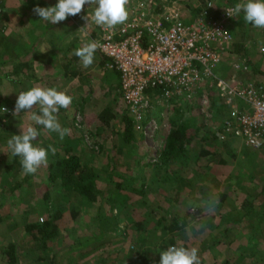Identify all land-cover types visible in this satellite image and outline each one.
<instances>
[{"label": "rangeland", "instance_id": "374dc122", "mask_svg": "<svg viewBox=\"0 0 264 264\" xmlns=\"http://www.w3.org/2000/svg\"><path fill=\"white\" fill-rule=\"evenodd\" d=\"M205 1L206 0H130V4L128 6L130 13L129 16L140 2H144L150 3L157 8L161 7L162 9L164 5H167V7H177L178 5L181 8L183 18L189 20L203 6ZM212 1L214 2L216 8L214 9L215 15L220 14L223 10L229 6H234L236 3L247 2V0ZM84 8H87L86 13H93L94 11V6L91 7L90 5H85ZM230 26L236 41L240 40V35L242 33L249 31L251 38L254 36L253 34L259 35L261 37L258 41L259 46L264 44V37H262L264 36V29L253 27L250 24L248 25L245 23L241 14L235 15L234 19H232L230 22ZM256 42L257 41H253V44ZM2 52H4L3 48L0 47V53ZM231 71L233 72L232 69ZM109 73H111L113 77ZM106 78L110 83L119 84L118 75L114 72H108ZM203 93L205 92H201V94ZM210 93L211 95H208V97L211 98L212 104L209 103L208 106L203 108H205L206 111H209V109L211 111L205 113V110H203L200 116L203 117V122H206L208 126L214 127L213 130L215 131L217 130L222 118L215 119L214 117L215 115L221 116L224 110L227 111L228 104L224 103L225 101L222 98L217 97L214 92ZM100 96L102 98L100 103L102 110H104L105 107H107V104L110 102L111 105H113L110 107V109L113 110L112 112L115 116H117V118H119L126 111L122 99L120 101L121 93L118 92L117 86H115L113 90L110 88H108V90L102 89ZM108 97H110L109 100H107ZM111 98H113L114 101H112ZM8 100H10V98H8ZM173 102L174 101H171V103ZM171 103L166 104L164 101L155 100L153 108L150 110V116L152 117H149L151 119L148 123L146 131L143 132V139H141L140 133L137 134V139L141 141L143 140V144H139L142 149L141 153H144L147 148L152 149L151 157L153 158V156L156 155L159 147H161L162 144H160L158 140H160L164 132L169 131L170 128L167 118L168 115L170 116L173 114V111L169 108V106L172 105ZM0 104H2V102H0ZM3 104L9 106L7 103ZM195 112L196 111L191 113V111H189L186 113V116L190 117L193 125L194 122L197 123V120L199 123L200 117L198 114L199 111L196 113ZM94 115V120L90 119V121H87L88 126L80 125V122L78 121L79 118L75 117L77 122L76 124L74 123L73 129L70 128L71 135H69L68 138H64L68 140H64L65 143H63V140L58 139L59 144L53 147L56 150L59 149L60 151H62V149L67 145L73 147L74 150L80 153L84 159L89 160L95 166L96 171L99 173V178L97 179L98 187L103 189L105 192L110 193L111 190L112 193H116V189L109 187L106 180L103 179V176L105 175L103 170H108L110 166H113L112 164H109L107 154L112 153L115 158H119V160L122 158L124 163H127V165L129 164V170L127 166V173L130 174L133 172V168L131 167L133 164V158L128 156L126 153V155H121L120 153L117 154V150L114 148V145L118 146L117 144L120 143L121 139L119 135L113 134L111 126H103L101 121L96 120L97 114L94 113ZM158 115L161 117V119L156 117ZM117 129H119V125L115 126V131H117ZM79 136H82L81 140H79ZM216 143L217 144L215 146H209L205 145L201 140H195L192 143L191 155H194L195 151L200 152L202 148L210 152H213L215 149H217V152L208 154L205 157L204 166L199 169L200 173L204 175H198L195 177V179H197L195 182L196 186L205 185V187L209 188L206 189L209 193H205V191L201 192V194L198 193L196 195L195 201H199L200 199L207 197L209 194L216 195L219 199V205L215 214L213 215L217 216L220 214V212L225 210L223 208H226H222L223 205H221L223 193H225L228 197L226 201L230 200V202L235 203L237 202V198L242 203L245 191L243 190L244 187H242L241 180L248 176L247 173L249 170H251V168H254V163L256 162L255 160L260 158L257 157L256 154L264 150V148L256 150L247 146L241 140L236 139L229 140L226 143L229 145V150L227 151V147L222 145L221 142ZM96 144L103 145V149L97 151V153L92 151L95 149ZM124 150L126 151L123 152H127V149ZM233 151L236 153V156H233ZM221 158H224L227 163L220 161L219 159ZM54 159L55 156L48 154V164H50ZM261 160L263 162L262 166L264 168L263 154ZM114 161L116 162V160ZM7 162L9 161L2 162V165L0 166L1 170H5L3 165ZM119 164L120 165H118V167L123 166L121 161ZM47 168L48 165L47 167H41L35 175H22V169H16V171L14 170L9 172L10 177H7L11 183H8L6 186L8 189L7 192L11 191L10 187L15 186L16 181L23 180L25 178H27V180L22 186H19L14 191H11V197L6 195L5 188L2 193H0L1 214H16L15 204L20 202L23 196L27 197V203L32 204L30 216L28 215V221L30 222H43L50 216L49 207L45 205L41 199H39L44 196V194L48 193L45 192L46 188L50 187L49 191L51 192V196L49 198V202L53 201L59 205L60 203L64 204L63 207L66 209V211L62 213V216L60 217L61 219L57 221V224L62 229V235L51 242L49 244V248L46 249V251L40 252L43 258H45V261L38 263L34 262L33 264H47L54 258L58 259V264H129L131 262L129 261L130 257H136L138 255L142 256L141 254H145V252L151 256L153 260L156 259V261L152 260L151 264H159L160 244H156L157 234L154 232L152 235H146L144 232H146L147 229L143 228V225L139 224V222H145L146 217L149 215L147 213V207H152L153 205L157 204L163 205V195L170 197V202H173L174 191H168L169 187L162 185H158V189L160 190L159 193L150 189L144 199V204L146 205L143 203L140 204V206L133 212V216L135 217L133 219L135 221L129 216L128 212L127 214L126 211L121 212L116 210L114 211L117 216L116 219L108 218L107 222L110 224V226L107 227L104 225L105 229L102 230V226H100L99 223L91 224V222L97 218L98 210L96 207L89 206L88 203V209L85 210V212L83 211V213L76 220L72 218V215L68 209L69 206L65 205L62 200V198L67 197V195L62 194L59 187H52L51 189V185L49 184V170ZM121 168L123 169V167ZM194 168L197 169L198 164H188L186 167L187 172L182 173V177H188V173L193 172L191 175L192 177L195 173L193 171ZM178 173H180V171ZM0 183L3 184L5 182L1 180ZM188 189L189 188H187V190ZM23 190L25 192H22ZM183 196L185 197V195ZM187 197L189 201H192L191 194ZM11 199L15 204L10 203L12 202ZM167 206L173 207L175 205L167 204L166 207ZM187 206L188 205L185 204V207ZM185 207L183 208V205L180 206V208H183L180 210L184 212V210H186ZM101 209L103 210L104 207H101ZM155 212L162 211L157 207ZM169 212H171V208H168L166 211V213ZM167 215L169 217V214ZM199 217H201L206 223H202V225H190L191 227H188V231L184 230L181 233L182 240L180 243H186L190 248L196 247L199 250L198 252L203 254L206 264H222L223 260H226L227 258L233 260L235 259V264H248L251 258L255 255L261 256L262 254L264 256V226L261 227L262 230L259 233L263 235V237L259 234L256 236L258 239L250 237L252 243L251 241H247V233L244 231H241L243 236L239 238H236L234 236L235 233L231 232L230 234L226 235V237H228L227 239L229 243H219L218 245H215L211 248V245L207 246V243L215 241L216 237H219L220 235L218 229L222 230L223 227H218V229L212 228L211 225L215 226L217 224L216 219L211 218L210 216H204L202 213ZM41 218L43 221H41ZM23 219V213H19L16 217L9 216L7 218L6 215L4 217H0V247L4 246L12 239L18 241L20 252L23 255V261L25 264H32L28 257H25L26 255L24 253L26 250H28V245L31 239L30 235H26V232L23 230L21 224ZM149 222H145L147 228L152 226L151 223L153 221ZM243 223H245V227L248 226L247 220L240 222L239 225H242ZM83 236L89 238V241H83ZM256 240H260V242L257 241V246H254L253 244L256 243ZM237 250L239 252L243 251L244 253L238 256ZM144 256H146V254ZM0 264H2L1 259Z\"/></svg>", "mask_w": 264, "mask_h": 264}, {"label": "trees", "instance_id": "16d2710c", "mask_svg": "<svg viewBox=\"0 0 264 264\" xmlns=\"http://www.w3.org/2000/svg\"><path fill=\"white\" fill-rule=\"evenodd\" d=\"M30 1L31 0L28 2ZM240 14L243 16V12ZM259 48L261 47L259 46ZM238 51L241 52V50ZM242 51H244V49ZM3 53L5 52L0 53V55H3ZM101 55L103 56L102 63H105V68L110 69L109 65L113 61L103 54ZM243 60L248 63L246 58ZM252 67L254 66L252 65ZM110 70L114 73H118L119 78H121L120 72L117 69L114 68ZM171 101L174 102L171 103ZM153 103H155V101H153ZM169 103L172 104L169 108L173 111V114L170 116L168 115L167 118L170 128L169 131L164 132L162 135L160 139L162 141V145L159 147L153 158L151 157L152 149L147 148L144 153H141L142 149L139 144H143V140H138L137 134L140 133L141 139H143V132H139L136 129L133 120L127 112H124L119 118L114 115L111 109L101 113L100 118L102 125L108 127L111 126L112 133L119 135L121 139L120 143L117 144L118 146L114 145V148L117 150V154H127L133 158V164L131 166L133 168V172L130 174L127 173V166L129 170V164L127 165V163H124L122 158H120V160L119 158H115L112 153L107 154L109 164H112L113 166H110L108 170H103L105 174L103 179L106 180L109 187L116 189V193H112L111 190L110 193H108L98 187L97 179L99 178V173L96 171L95 166L89 160L84 159L81 154L76 152L70 145H67L62 149V151H60V153L55 155V159L48 164L47 168L49 170V184L51 185V189L52 187H59L62 194L67 195V197H63L62 200L65 205L69 206L68 209L74 220H76L83 213V211L85 212V210L88 209L87 203L89 206L96 207L98 210L97 218H95L91 224L99 223L100 226H102V230L105 229L104 225L107 227L110 226L107 222L108 218L116 219L117 216L114 212L116 210L121 212L126 211V213L128 212L129 216L133 219L135 218L133 216V212L140 206V204L145 203L144 199L148 191L151 189L159 193L160 190L158 188L162 185L169 187L168 191H174V201L170 202V197L163 195V205L157 204L152 207H147V213L149 215L146 217L145 222L153 221L151 223L152 226L150 225L151 227L147 228L145 222H139V224H142L143 228L147 229H144L146 230V232H144L146 235H152L154 232L157 234L156 244H160V252L166 250L169 246H184L190 248L186 243H180L182 240L181 233L190 225H202V223L206 222L199 217L201 216V212L199 210L193 214L188 209V206L185 207V204L188 205L189 203L187 196L191 194L192 201H195L198 193L201 194L203 191H205V193L208 192L206 189L209 188L205 187V185H195L197 180L195 177L198 175H204L200 173L199 169L204 166L205 157L208 154L217 152V149L215 148L213 152L202 148L200 152L195 151L194 155H191L192 143L195 140H201L205 145L215 146L217 144L216 142H221L222 145L227 147L228 151L229 145L226 143L233 139L220 140L217 137V130L214 131V127L208 126L206 122H203L204 119L200 116L202 113L201 106L198 104L197 100L184 101L182 99H173L169 100L166 104ZM189 111H191V113L199 111L198 114L201 117H199V123L197 120V123L194 122V125L192 124L190 117L186 116V113ZM227 113L228 108L227 111H223L221 116L215 115L214 118H224L227 116ZM149 117L150 116H148L144 122L145 124L150 121L151 118ZM156 117L161 119L159 115ZM116 125H119V129H117V131H115ZM81 139L82 136H79V140ZM101 149H103V145L96 144L95 149L92 151L97 153V151ZM124 149H127V152H123L126 151ZM233 156H236L234 151ZM114 160H116V162ZM219 160L227 163L224 158ZM120 161L123 166L118 167V165H120ZM195 163L198 164V168L193 169L195 172L194 175L191 177L193 174V172H191L188 173V177H182V173L187 172V165ZM18 164L21 165L19 157ZM121 167H123V169ZM13 168L12 162H10L5 164L3 175L0 173V181L2 180L5 182L3 184L0 183V190L2 191L5 188V193L8 196L12 194L11 191H14L17 187L22 186L27 180V178H25L23 180L16 181L15 186L10 187L11 191L9 190L10 192H7L8 189L6 186L8 183H11L8 178L10 177L9 172L13 171ZM179 171L181 174L178 173ZM255 174L256 172L253 170L248 172V177L253 183L255 180ZM260 176L264 175L260 174ZM242 182L243 180H241V183ZM255 187L256 186L254 185V188ZM187 188H189V191ZM49 189L50 187L46 188L45 192L48 193L39 198L49 207L50 210V216L43 222L28 221L32 204L27 203L28 199L25 196H23L21 201L16 204L11 199L12 202L10 203L15 204L16 214L8 215L0 213V217H4L6 215L7 218L9 216L16 217L19 213H23L24 219L21 221V224L23 230L26 232V235H30L31 239L28 245V250L24 253L26 255L25 257H28L32 264L34 262H44L45 258H43L40 252L46 251V249L49 248V244L62 235V229L57 224V221L61 219L60 217L66 209L63 207L64 204L60 203L59 205L53 201L49 202V198L51 196ZM243 190L245 191V195L242 203L236 197L237 202L235 203L230 202V200L226 201L228 197L225 193L222 194L221 205H223L222 208L226 207L223 208L225 210L220 212L217 216H210L217 221L215 226L211 225L212 228L218 229V227H223L222 230L218 229L221 236L219 235V237H216L215 241L207 243V246L211 245L210 247L212 248L219 243H229L226 235L231 232L235 233L234 236L236 238H239L243 236L241 231H244L247 233V241H251V238L258 239L256 236L261 232V227L264 226V187L261 191L255 194L249 193L247 188H243ZM183 195H185V197ZM167 204H172L176 207H166ZM182 205L183 208L185 207L186 209L184 212L180 210L183 209L180 208ZM101 207H104V209L102 210ZM157 207L162 212H155ZM168 208H171V212L166 213ZM167 214H169V217ZM244 220H247L248 222V226L246 227L245 223L239 225V223ZM261 236L263 237V235ZM84 240L88 242L89 238L83 236V241ZM260 240H256V243L253 245L257 246V241L260 242ZM237 252L238 256L244 253L243 251L239 252L238 250ZM145 254L146 256H144ZM145 254L142 253V256L138 255L136 257H130L129 261L131 262L129 264H151V261L153 260L152 257L146 252ZM198 255L201 258V264H206L203 254L198 252ZM0 259L2 260V264H25L23 261V255L19 249V243L14 239L0 247ZM153 261H156V259ZM234 261L235 259L233 260L227 258L226 260H223L222 264H235ZM58 262V259L54 258L47 264H58ZM248 264H264V256L262 254L261 256L255 255L251 258Z\"/></svg>", "mask_w": 264, "mask_h": 264}, {"label": "built area", "instance_id": "2783aa9c", "mask_svg": "<svg viewBox=\"0 0 264 264\" xmlns=\"http://www.w3.org/2000/svg\"><path fill=\"white\" fill-rule=\"evenodd\" d=\"M233 7L215 15L214 2L206 0L186 20L178 5H164L162 9L140 2L124 25L109 31L95 25L88 13L90 23L99 28L94 41L105 45L98 51L113 61L110 69L120 72L125 112L139 132L147 129L150 121L144 122L153 101L197 100L203 112V107L212 104L208 95L214 92L228 104L227 116L217 127V137L239 139L256 150L264 148V86L247 77L250 68L245 60L232 62L229 78L219 72L235 43L230 26L235 15L227 13ZM2 108L9 111L5 113ZM13 110L0 104L2 126Z\"/></svg>", "mask_w": 264, "mask_h": 264}, {"label": "crops", "instance_id": "0c3cea01", "mask_svg": "<svg viewBox=\"0 0 264 264\" xmlns=\"http://www.w3.org/2000/svg\"><path fill=\"white\" fill-rule=\"evenodd\" d=\"M57 3L58 0H31L27 3L21 0H0V47L5 52L0 55V102L14 107L22 91L37 86L55 88L73 97L71 106L68 109H60L58 113L62 127L73 129L74 123L77 122L75 117L79 118L78 121L82 126H88L87 121L95 119L94 113L97 114L96 120L101 121L102 111L110 110L113 106L109 102V105L105 107L108 109H101V90H108V88L113 90L117 86L118 92L121 93L120 78L116 73L119 84L110 83L107 80L106 75L112 70L105 68V63H102L103 56L99 51L96 52L93 65L88 68H84L79 58L72 55L75 49L89 41H94L99 32L98 27L82 19L88 13L92 14V12L86 13L87 8H83V12L77 16H70L67 20L55 25L41 20L33 13V8L36 6L54 7ZM81 28L84 29L80 30ZM253 35L251 38L248 31L240 35L239 41H236L234 37L233 51L229 56L227 55L219 72L224 78H229L233 73L232 62L246 58L250 63L247 77L255 82L260 81L257 83L264 86V52H262L264 44L259 48L258 41L261 37ZM253 41L257 42L253 44ZM44 48L48 50L41 53ZM109 74L113 77L111 73ZM109 99L110 97L107 100ZM121 99L120 97V101ZM111 100L114 101L113 98ZM2 124L3 126L0 123V166L3 161H9L6 164L12 162L13 171L21 170L22 167L18 164V157L11 155L7 141L12 135L21 134L20 125L24 128L31 125L40 131L41 135L33 142L34 146L38 145L47 149L49 145L53 147L59 144L58 134L45 132L42 126L35 125L23 112L17 117L10 116ZM64 140L68 139H63V143H65ZM158 141L162 144L161 140ZM59 151V149L56 150L54 155L49 151L48 154L55 156L60 153ZM262 154L264 155V150L256 154L260 158L254 159L256 162L254 168H251L256 172L254 183L248 176L242 182V187L247 188L252 194L258 193L264 187V176H260V174L264 175ZM4 166L5 164L3 168ZM0 173L3 175L4 170L0 169ZM2 191L0 190V193Z\"/></svg>", "mask_w": 264, "mask_h": 264}, {"label": "clouds", "instance_id": "9594fccd", "mask_svg": "<svg viewBox=\"0 0 264 264\" xmlns=\"http://www.w3.org/2000/svg\"><path fill=\"white\" fill-rule=\"evenodd\" d=\"M129 4L130 0H58L54 7H34L33 13L41 20L55 25L67 20L70 16H77L85 5H90L94 6L91 20L103 30L109 31L128 21ZM241 12H243L245 23L264 29V0L236 3L227 13L231 17ZM82 19L89 21V16H83ZM104 47L105 45L99 41H89L75 49L72 55L79 58L84 68H88L93 65L96 52L103 50ZM47 50L44 48L41 53ZM72 100L73 97L55 88L32 87L19 93L12 115L17 117L23 112L35 125L42 126L45 132L58 134L60 140H63L65 136L71 135V129L62 127L58 113L60 109H68ZM2 111L6 113L9 110L2 108ZM20 128L21 134L12 135L7 141V147L12 156L20 158L22 175H35L41 167H47L48 153L51 151L54 155L56 149L51 145L47 149L34 146L33 142L41 135L36 127L30 125L24 128L20 125ZM218 205V197L209 194L199 201H189L188 209L193 214L199 210L204 216H211L215 214ZM185 230L188 231V228ZM198 251L196 247L169 246L160 252L159 264H201Z\"/></svg>", "mask_w": 264, "mask_h": 264}]
</instances>
